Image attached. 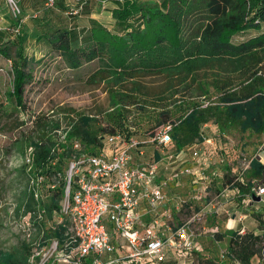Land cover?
<instances>
[{"label": "trees", "instance_id": "1", "mask_svg": "<svg viewBox=\"0 0 264 264\" xmlns=\"http://www.w3.org/2000/svg\"><path fill=\"white\" fill-rule=\"evenodd\" d=\"M85 4L83 1L82 7ZM96 5L100 13L109 11L113 28L96 18L82 28L46 23L47 29L38 37L58 53L68 69L99 62L100 69L87 82H106L111 102L110 111L101 117L75 114L65 143L53 141L58 123L38 115L32 122L31 136L21 144L20 152L28 151L30 157V163L24 165L28 176L42 175L44 185L46 178L60 179L54 192L47 188L51 193L48 204L36 201L26 190L24 201L16 206V213L28 215L38 226L42 240L35 244L40 247L61 236L60 228L46 232L39 221L59 212L64 168L74 140H79L88 154L100 155L105 153L104 138L116 131L131 128L133 135L152 136L158 128L170 125V144L178 153L195 141L202 142L200 129L210 122L222 133L237 129L264 134V91H255L264 73V0H97ZM79 12L71 17L77 18ZM249 30L259 34L238 45L232 43L233 37ZM22 33L23 26L20 35L12 34L19 46L25 40ZM0 56L11 61L10 96L24 111V93L32 79L28 62L20 52L11 57L6 46L0 47ZM202 69L213 70L207 89L217 96L216 102L206 105L188 100L194 87L205 95V87L198 86L201 77L196 75ZM151 77L157 78V85L155 81L146 83ZM154 159L160 160L156 150ZM247 177L246 184L227 180L228 187L240 197L253 195L250 181L264 185V163L251 159ZM258 221L260 226L264 223ZM212 234L217 242L227 239L221 264H253L264 244V235L252 231L213 230ZM32 244L22 242L12 251H0V264H29ZM199 264L218 263L204 259Z\"/></svg>", "mask_w": 264, "mask_h": 264}, {"label": "rangeland", "instance_id": "2", "mask_svg": "<svg viewBox=\"0 0 264 264\" xmlns=\"http://www.w3.org/2000/svg\"><path fill=\"white\" fill-rule=\"evenodd\" d=\"M14 1L24 20L22 34L25 40L19 46L18 39L5 30L15 26L16 19L7 1L0 0V28L2 29L0 47L9 48L13 58L20 52L28 62L27 69L32 79L25 89L23 99L25 109L22 111L16 106L14 98L10 96L13 89L11 61L0 56V251L9 252L19 247L22 242L33 241L29 260L34 248L38 245L35 243L41 242L42 234L38 233V226L31 223L28 215L16 213V206L22 199L24 201V191L31 192L30 180L37 175L28 176L24 168L26 164L24 156L28 155V151L20 152L21 144L28 136H31L33 120L38 115H44L58 123L59 129L52 132L53 141H57L62 136H67L70 125L76 119L75 114L101 117L110 111L111 102L108 98L106 82L98 84L87 82L88 78L100 69L99 62L84 64L76 70L68 69L58 53L51 51L46 42L38 39L47 29L46 23L62 28L87 26L89 22L87 16L96 6L97 0H82L86 4L77 18L66 14L68 4L70 6L76 4L73 0H56L55 6L49 10L43 7L46 0ZM34 14H37L36 18L33 17ZM98 20L108 28L114 26L109 17V11L99 16ZM261 31H264V27ZM258 34L254 30L246 31L233 37L232 43L238 45ZM212 74L211 69H202L196 73L201 77L198 86H204L206 91H204L205 95H202L197 90L198 87H194L189 94L190 102L206 105L217 101L213 90L207 89ZM150 81L158 84L157 78H148L146 83ZM255 91H264V73L260 74ZM155 132L156 130L152 136L149 133L135 135L138 142L142 144L143 156L137 159L136 156L133 155V157L136 160L151 162L155 160L156 150L163 160L173 156L171 160H180L177 163L180 167L187 166L192 169L190 176L183 177L178 186L168 189L167 202L163 206L164 211L170 213L172 224H181L195 216L192 229L198 235L192 251L178 259L173 257V260H167L163 264H199L200 260L204 259L221 264L227 239L221 242L215 241L213 230L232 229L240 232L244 230V232L252 231L255 234L264 235V223L260 226L258 221L261 219L264 222V196L259 201H255L256 197L251 199L247 195L240 197L236 190L228 187L229 183H227V180L237 179L242 184H246L249 168L245 170V164L251 159H258L264 163V150L258 151L264 144V134L256 135L249 131L242 133L237 129L222 133L219 132L217 125L210 122L200 129L202 142L195 141L176 153L173 144L166 148L156 147L152 142ZM111 151H113L112 148L106 146L104 154ZM194 152L197 156L193 155ZM220 160H226L230 165H224ZM66 171L67 163L64 168V172ZM45 180L47 185L43 184L40 187L39 199L42 204L49 203L51 193L47 188L50 187V190L54 192L60 179L58 177V181L54 178ZM162 209L160 208V211ZM232 215L235 219L231 225H228ZM197 217L201 218L200 221ZM63 218L60 212H54L51 218L46 216L39 222L42 230L48 232L56 228V224ZM239 219L242 220L238 221ZM259 248V257L252 260L253 264H264V244Z\"/></svg>", "mask_w": 264, "mask_h": 264}, {"label": "built area", "instance_id": "3", "mask_svg": "<svg viewBox=\"0 0 264 264\" xmlns=\"http://www.w3.org/2000/svg\"><path fill=\"white\" fill-rule=\"evenodd\" d=\"M6 1L18 23L5 30L18 36L24 24L21 11L14 0ZM73 1L77 7H69V16L77 15L82 7V0ZM55 3L56 0H46L44 7L52 9ZM132 132L130 128L128 132L106 136L104 143L113 150L108 154L91 155L79 140L71 143L59 209L64 218L56 224L61 236L44 246L37 245L29 264H163L194 249L198 235L192 223L196 217L172 224L163 206L168 189L178 186L183 177L192 174V169L180 167V160H171L173 156L151 162L136 160L143 156L142 144ZM65 138L64 135L57 142L65 143ZM152 142L160 148L170 145L171 126L158 128ZM262 150L264 144L258 149ZM24 159L30 163L29 153ZM220 162L230 165L226 160ZM250 162L245 164V170L250 168ZM43 181L38 174L30 180L36 201L41 197ZM250 190L254 197L247 196L251 199L264 196V186L256 182H251Z\"/></svg>", "mask_w": 264, "mask_h": 264}, {"label": "crops", "instance_id": "4", "mask_svg": "<svg viewBox=\"0 0 264 264\" xmlns=\"http://www.w3.org/2000/svg\"><path fill=\"white\" fill-rule=\"evenodd\" d=\"M94 9H91L90 10V14L87 16L88 19H98L99 16H102L103 13H100V10H99V7L96 5L93 7ZM88 14V13H87ZM161 158V157H160ZM234 215H232V219H231V222L228 224V225H231L232 221L235 219V217L233 218ZM239 221V220H238ZM231 227V226H230ZM225 240V239H224Z\"/></svg>", "mask_w": 264, "mask_h": 264}, {"label": "water", "instance_id": "5", "mask_svg": "<svg viewBox=\"0 0 264 264\" xmlns=\"http://www.w3.org/2000/svg\"><path fill=\"white\" fill-rule=\"evenodd\" d=\"M259 200H260V198H259V197H256V198H255V201H259Z\"/></svg>", "mask_w": 264, "mask_h": 264}]
</instances>
